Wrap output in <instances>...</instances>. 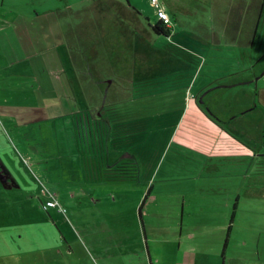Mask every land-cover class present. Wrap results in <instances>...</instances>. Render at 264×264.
Segmentation results:
<instances>
[{
	"label": "rangeland",
	"instance_id": "374dc122",
	"mask_svg": "<svg viewBox=\"0 0 264 264\" xmlns=\"http://www.w3.org/2000/svg\"><path fill=\"white\" fill-rule=\"evenodd\" d=\"M129 2L138 20L127 0L0 8L11 33L36 36L32 64L0 59L17 62L0 81L15 118L0 114V264H242L247 240L264 262V15L236 23L240 0ZM159 8L170 37L146 28ZM123 157L133 178L109 179ZM40 188L58 197L61 244L36 240ZM179 225L177 251L165 238Z\"/></svg>",
	"mask_w": 264,
	"mask_h": 264
},
{
	"label": "crops",
	"instance_id": "0c3cea01",
	"mask_svg": "<svg viewBox=\"0 0 264 264\" xmlns=\"http://www.w3.org/2000/svg\"><path fill=\"white\" fill-rule=\"evenodd\" d=\"M240 1L242 2V0H240ZM4 4H5V0H0V8H2V6H4ZM246 4H249L248 10L253 11V12L256 11L259 7H263V11H262L261 15H259L257 13V11L259 12V10H257L256 13L254 12V14H253V16H255V18L254 17L252 19H248V18L245 19L244 18L242 20V21H256V26H258L260 24V22L262 21L263 15H264V0H246ZM14 25H15V21L10 23V21L6 20V17L3 14L0 15V45H1V47H4L3 51L0 49V59H1V57H3V55L4 56L5 55L10 56L11 55L12 57L20 56V58H18L17 62L20 60L21 61H30V63L32 64L31 60H33V58L36 57V48H35L36 47V36L35 35H31V36L21 35L20 36V35H16V33H11ZM6 29L9 31L7 33H5L6 36L4 37L2 32H4V30H6ZM14 34H15V36H12ZM18 43H19V47H16ZM6 49H9V50H6ZM17 62L10 64V63H5L3 61L2 62L0 61V81L5 80V74L4 73L6 72V70H8L10 68H14V65H16ZM33 66H35V65L33 64ZM1 99H2V93L0 92V106L2 107L0 114H1L2 118L6 119V121H11V122L15 121V118L13 117L12 113H8V112H6V110H3V106L5 104H4V102H1V101H5V100H1ZM255 104H258V103L254 102L253 105H255ZM40 191H41V188H40ZM38 198L40 199V201L46 200V198L43 195H41V197H38ZM90 198H92V197H90ZM90 201H91V199H90ZM95 202H97V201L95 200ZM37 206L38 205H36L34 207L38 209ZM92 206L95 209V207L99 206V203H97V205L92 204ZM37 209H36V214H37ZM175 228H176V226H174V228H170L172 230V232H168V234H171V235L175 234L176 236L174 237L172 235V237H166L165 243H166V247H168L169 245L167 243H175V242L178 243L179 242V248L177 251H180L181 243H182V239H181L182 238V231L179 230V233L175 232L174 231ZM168 230H169V228H167L166 232ZM38 232H39L38 230H36V232H35L36 233V240H39V237H40V234ZM246 245H247V247H251V253L249 255H248V253H244V258L242 260L243 261L242 264H264L263 260L261 259V255H260L261 254L260 244L259 243L253 244L247 240ZM147 250H148L150 262H152L151 252H150L149 248H147Z\"/></svg>",
	"mask_w": 264,
	"mask_h": 264
},
{
	"label": "trees",
	"instance_id": "16d2710c",
	"mask_svg": "<svg viewBox=\"0 0 264 264\" xmlns=\"http://www.w3.org/2000/svg\"><path fill=\"white\" fill-rule=\"evenodd\" d=\"M127 3L129 4V7L132 8L134 11V14H135L133 16L134 20H138L139 18H141L143 16L137 9H135L131 6L129 0H127ZM241 3H242V6L240 3H237L235 6H233V8L231 10L230 16L236 23H238L244 19V17H243L244 13H245L244 6H243L244 0H242ZM257 10H259V12ZM257 10H256L257 13L259 15H261L262 11H263V7H259ZM256 11H254V12L256 13ZM156 13H157V21L155 23L150 22L151 21L150 18H148V19L144 18L145 21H148V25H146L147 30L151 33L158 35V36L170 37L172 35V29H171V27H169V26H171L170 16L168 14H166L167 12L164 11V9H162V8H159L158 12H156ZM262 106H264V105H261V107ZM257 107L259 108L260 105L258 106V104H256L255 109ZM262 108H264V107H262ZM99 113L102 116V113L101 112H99ZM94 116H97V114H95ZM122 159H124V157L115 159V161L111 165V170L113 172L111 173V176H109V179L122 180V179H132L133 178V176H131V175L134 174L133 170H135V168H136L135 163L132 162V160L129 159V157L125 161H123ZM43 190H46L48 193L50 192L48 189L43 188V189H41L39 194H41ZM151 191H152V188L149 189L148 194L144 197L145 199L143 200V203L140 207V215L142 212L141 210H143L144 203L147 200V197L150 195ZM48 193L46 195L41 194L44 197H46V200H43L41 202L51 200L50 194H48ZM90 199L94 201L93 198H90ZM55 200H56V202L58 201L57 199H55ZM38 209L39 210H37V214H36V217L34 220H36V230H38L39 231L38 233L40 234L39 242L40 243H43V242L48 243V240H49L48 237H50L51 234H53L54 235L53 240L56 241V243L60 242V244H61L62 243L61 237L58 234H56L57 231L54 229V227L56 228V226H54L53 222L51 221L52 216L50 214V210L54 209V208H49V209L47 208L45 210V209H40V207H38ZM235 209H237V206ZM235 216L236 215L234 212L232 214V217H231V224H230L228 231H227V238H226L224 246H223V253H221L224 259L226 258V251L228 248L230 235L232 233V226L234 223ZM48 217H50V218H48ZM181 228H182V226L179 225L180 231H181ZM58 232L60 233V231H58ZM64 239H66V238H64Z\"/></svg>",
	"mask_w": 264,
	"mask_h": 264
},
{
	"label": "built area",
	"instance_id": "2783aa9c",
	"mask_svg": "<svg viewBox=\"0 0 264 264\" xmlns=\"http://www.w3.org/2000/svg\"><path fill=\"white\" fill-rule=\"evenodd\" d=\"M48 192L46 190H43L41 194L46 195ZM48 194H50L51 200L48 201H44V202H40V204H38L37 207H40V209H49V208H55L56 206H58V203L56 202L55 199H57V195L56 194H52L51 192H49Z\"/></svg>",
	"mask_w": 264,
	"mask_h": 264
},
{
	"label": "flooded vegetation",
	"instance_id": "af4514ba",
	"mask_svg": "<svg viewBox=\"0 0 264 264\" xmlns=\"http://www.w3.org/2000/svg\"><path fill=\"white\" fill-rule=\"evenodd\" d=\"M255 106H256V104H255ZM258 106H259V105H258ZM262 107H263V106H262ZM250 111H251V110H250ZM263 145H264V144H263ZM2 178H4V177H2ZM2 178H1V179H2ZM1 181H2V182H1ZM1 181H0V186H1V183H6V182H7V181H5L4 179H2Z\"/></svg>",
	"mask_w": 264,
	"mask_h": 264
}]
</instances>
